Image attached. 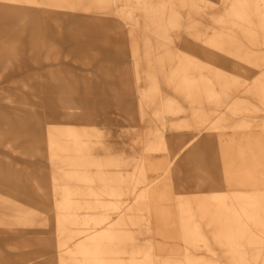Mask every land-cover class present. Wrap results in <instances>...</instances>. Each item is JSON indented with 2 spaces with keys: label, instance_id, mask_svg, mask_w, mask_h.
I'll return each instance as SVG.
<instances>
[{
  "label": "rangeland",
  "instance_id": "1",
  "mask_svg": "<svg viewBox=\"0 0 264 264\" xmlns=\"http://www.w3.org/2000/svg\"><path fill=\"white\" fill-rule=\"evenodd\" d=\"M94 244L264 264V0H0V264Z\"/></svg>",
  "mask_w": 264,
  "mask_h": 264
},
{
  "label": "bare ground",
  "instance_id": "2",
  "mask_svg": "<svg viewBox=\"0 0 264 264\" xmlns=\"http://www.w3.org/2000/svg\"><path fill=\"white\" fill-rule=\"evenodd\" d=\"M77 115V114H75ZM86 134V133H85ZM68 137H69V143L71 145V148L77 152L80 151L81 149V146L83 145V139L81 138L80 136V133L75 131V130H69L68 131ZM172 162V161H171ZM170 166V165H168ZM168 169V168H167ZM250 181L254 182L253 179H250ZM211 182L215 183L216 184V180H212ZM214 187V186H213ZM217 187V186H215ZM65 191L69 192L68 189H65ZM217 196L212 194L211 196V199H214L216 198ZM216 200V199H215ZM58 204L62 207H65L67 209H70L72 208V206H74L75 202L74 200L69 196V195H66V196H63L62 198L59 199L58 201ZM93 219V218H92ZM242 222H252L253 221V217H249L247 216L246 218H242L240 219ZM94 222L96 223H101L103 224V231L101 232V234L103 235V237L107 240H109L110 242H113L114 239L116 238V234H114L113 230L109 227V226H106V220L105 219H93ZM168 221V220H167ZM93 234V233H92ZM89 235V234H88ZM90 238L92 240H95L96 238L90 234ZM204 248L212 253V249L207 247V245H204ZM104 249L99 245V244H94L93 246H85V247H82L80 249V252L85 254V255H90L92 256L93 258V261L97 264H106V262L102 261L99 256L101 253L105 252L103 251ZM59 251H62L59 250ZM135 254L139 255L140 258L138 259V262L139 264H150L152 263V254H153V251L151 250V248L149 246H146L145 248H143L141 251H135V252H131V259L134 261V256ZM200 264H212L211 262L209 263H200Z\"/></svg>",
  "mask_w": 264,
  "mask_h": 264
}]
</instances>
